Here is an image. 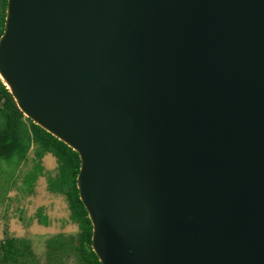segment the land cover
<instances>
[{
	"label": "water",
	"instance_id": "95a60500",
	"mask_svg": "<svg viewBox=\"0 0 264 264\" xmlns=\"http://www.w3.org/2000/svg\"><path fill=\"white\" fill-rule=\"evenodd\" d=\"M0 80L100 264H264V0H7Z\"/></svg>",
	"mask_w": 264,
	"mask_h": 264
},
{
	"label": "trees",
	"instance_id": "16d2710c",
	"mask_svg": "<svg viewBox=\"0 0 264 264\" xmlns=\"http://www.w3.org/2000/svg\"><path fill=\"white\" fill-rule=\"evenodd\" d=\"M7 0H0V37L4 30ZM34 147V166L24 179L27 192L32 191L38 177L43 176L42 159L51 155L56 162V175L46 180L47 191L65 199L69 221L77 227L75 234H59L46 242L47 264H63L73 259L74 264H100L91 249L92 226L76 187L80 160L73 150L33 124L19 112L12 96L0 80V175L12 174L27 160ZM40 223L47 226L46 218ZM3 263L33 264V253L28 241L9 239L0 244Z\"/></svg>",
	"mask_w": 264,
	"mask_h": 264
},
{
	"label": "rangeland",
	"instance_id": "374dc122",
	"mask_svg": "<svg viewBox=\"0 0 264 264\" xmlns=\"http://www.w3.org/2000/svg\"><path fill=\"white\" fill-rule=\"evenodd\" d=\"M34 162L32 147L27 160L12 174L5 170L0 175V244L9 239L28 241L35 261L33 264H47L46 242L59 234H64V237L73 235L77 227L69 221L65 199L47 191V178L57 173L56 162L51 155L42 159L44 175L38 177L32 191L27 192L24 179L33 169ZM41 218H46L47 226L40 223ZM1 259L0 250V264H7ZM63 264H74V261L69 259Z\"/></svg>",
	"mask_w": 264,
	"mask_h": 264
}]
</instances>
